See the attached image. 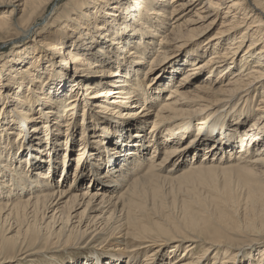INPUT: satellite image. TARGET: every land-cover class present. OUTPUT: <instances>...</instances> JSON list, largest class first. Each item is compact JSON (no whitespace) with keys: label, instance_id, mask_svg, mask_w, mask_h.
<instances>
[{"label":"bare ground","instance_id":"bare-ground-1","mask_svg":"<svg viewBox=\"0 0 264 264\" xmlns=\"http://www.w3.org/2000/svg\"><path fill=\"white\" fill-rule=\"evenodd\" d=\"M63 1L0 0V39L30 38L50 9L56 26L23 73L0 66L17 99L0 110V261L87 239L120 250L95 264H228L234 203L264 205V0ZM89 129L67 181L62 148Z\"/></svg>","mask_w":264,"mask_h":264},{"label":"rangeland","instance_id":"rangeland-1","mask_svg":"<svg viewBox=\"0 0 264 264\" xmlns=\"http://www.w3.org/2000/svg\"><path fill=\"white\" fill-rule=\"evenodd\" d=\"M69 1L70 0H64L63 3H61V5L59 6V9H62V7L65 5V3L69 2ZM52 14L53 13L51 12V9H50L46 13V16H48V18H47L48 21L46 23H43V24H38V25H36L30 29V31H32L34 29V33L28 39L20 40V38H17L18 37L17 34L1 38L0 39V66H2L3 64H6L7 60H15L11 63H15V65L18 67V70H19L22 65L20 66L21 62L18 60L22 59L23 57H25L27 55V53H24L26 46H28L27 49H29V48L32 49V50H28V54L31 52L34 53L35 47L38 50H41L42 54L46 53L47 51H44L42 49L43 46H41L40 44L43 42H45V43H52L53 42L52 35H53V30L55 29L56 26H55V22H54V18L52 17L53 16ZM216 31H217V27L215 29L211 30L210 32H208V34L206 36L211 35V34L215 33ZM193 48H195V46L192 47L190 49V51ZM212 52L213 51L206 53L197 62H200L201 60H203L205 57H207ZM169 62L170 61H167L165 63L163 69L166 66H169L168 65ZM19 72L23 73L22 70H19ZM155 72H157V75H158L160 70H155L154 73ZM181 73L182 72L177 73V77H179ZM153 74H152L151 78L154 76ZM9 76H10L9 73L6 71L4 73L3 78H0V110L2 108L4 111H6L7 114L10 112V108L12 106H14L15 103H17V99L15 97L16 95L14 96V93H13L14 84L12 83V79H10ZM175 81H177V79ZM168 92H169V89L163 93L161 101L164 100V98L168 94ZM16 94H18V91L16 92ZM7 97H8V99L5 101V98H7ZM88 122H89V120H87V117H86V122H85L86 126H87ZM151 127H152V123L148 124L147 125V128H148L147 131H149ZM86 129H88V128H86ZM70 131H71V128H69L67 132L70 133ZM76 133H77L76 138L74 137V139H75L74 142L72 141V143H70V146H69L68 151H67V155L65 156L66 152H63V148H62V151L60 153V159H59L60 161H63L64 157H66L67 162H70L69 163L70 165L68 166V170L70 172L67 176L68 177L67 181L68 180L70 181L72 179L73 171L77 172L75 170L76 166L73 165V163L71 165V162L75 161V157H76L77 153L78 152L82 153V155H83V153H86L85 155H87L89 152H91V149L94 146V142L97 141L96 135L92 136V132L90 129L87 130V136H86L85 141L80 140L81 135H79V133H81V130H79ZM104 142H105V140H104ZM80 144H82V148L83 147L85 148L84 150H81L82 148H80ZM239 149H240V146H237L234 150V153H235V151H238ZM64 151H65V149H64ZM203 155H204V153H201V154H199V157H203ZM225 155L229 156L228 153H226ZM221 156H222V154H220L218 157H221ZM51 158H52V156H51ZM51 163H52V160H51ZM69 167H70V169H69ZM79 173H80V170L78 169V174ZM55 177H56V179L58 178V176H55ZM165 201H172V200H165ZM234 205L236 206V209L240 210L239 216L237 218L238 219L237 224L239 225V228H240L238 230L239 231L241 230L240 232H242L244 234V236L241 237L243 244L241 245V247L238 250L237 249L233 250L234 251V252H232L233 257L231 258V260L228 264H260L261 260L263 261L262 264H264V243L260 244L257 249H255L253 251H248V252H246L247 254L244 253L246 245L248 244L249 241L262 240L264 237V232L259 231V230L256 231V229H259L262 226L260 224V222L264 221V219H262L261 221L258 222V218L262 216V211H264V205H258L256 207V209L252 210L251 213H255L253 216L246 213L249 210L248 200H238V202L234 203ZM252 221L256 222L255 226H257V227H255V228L254 227L253 228H244V226L247 223L252 222ZM253 229H255V230H253ZM114 245L115 244H112L111 242L106 241V240H97V241H91L90 240V241H87V239H84L80 242H76V243L74 242V244H68V245L56 244L54 246H48V247H50V249H43L44 245L41 243L38 245V248L36 249L34 255L33 256L31 255L30 257H28V259L20 260V258H19V259H16L14 261L13 260H4V261H0V264H95L98 257L106 258V257H109L111 254H117L118 255L120 253V250L117 249V247ZM181 252H182V250L180 251V253ZM242 252H243V255H242ZM161 253H162L161 257L163 258V256H165V254L167 253V248L162 250ZM13 254H15V250L10 251L8 253V255H13ZM166 255H168V254H166ZM209 260L212 263V261L214 260L213 256H210ZM168 262H169V259H166L162 262L157 260L155 262V264H166Z\"/></svg>","mask_w":264,"mask_h":264}]
</instances>
